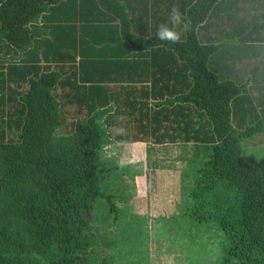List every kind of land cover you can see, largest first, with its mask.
Masks as SVG:
<instances>
[{
    "label": "trees",
    "instance_id": "trees-1",
    "mask_svg": "<svg viewBox=\"0 0 264 264\" xmlns=\"http://www.w3.org/2000/svg\"><path fill=\"white\" fill-rule=\"evenodd\" d=\"M97 1L121 20L122 36L133 46L167 44L188 61L194 84L181 99L205 110L212 131L204 140L212 147L197 162L185 214L198 222L219 221L226 235L221 264H264V157L243 151L247 137L264 131V108L252 124H233L231 104L243 86L221 80L209 68L216 46L201 43L196 32L218 0L196 1L186 19L187 37L175 44L134 35L122 0ZM62 7L68 8L65 21L76 23L78 0H0V111L12 104L16 119L9 126L21 139L0 143V160H7L0 162V202H5L0 264H92L91 215L97 199L106 198L119 214L114 195L104 192L98 162L103 146L113 142L102 122L113 110L111 99L98 97L69 134H56L64 120L54 91L65 76L61 69L38 65V48L52 40H40L48 31L37 23L46 14L50 21ZM62 24L59 19L51 27ZM72 74L77 81L78 72ZM15 164L18 168L9 169Z\"/></svg>",
    "mask_w": 264,
    "mask_h": 264
},
{
    "label": "crops",
    "instance_id": "crops-1",
    "mask_svg": "<svg viewBox=\"0 0 264 264\" xmlns=\"http://www.w3.org/2000/svg\"><path fill=\"white\" fill-rule=\"evenodd\" d=\"M78 1L76 23L65 21L67 7L54 11L50 21L46 14L37 23L48 31L40 40H52L38 48V65L61 69L65 76L54 91L62 101L64 124L59 128L67 124L65 112L76 111L77 121L89 115L98 97L111 99L108 106L113 110L102 117L113 137L107 148L116 147L123 160L139 165V170L135 167V195L146 197L154 210L159 203H186L197 162L207 158L212 147L204 140L212 131L205 110L181 99L194 84L188 61L167 44L133 46L123 38L121 20L113 12L97 0ZM122 1L133 34L151 38L159 25L171 26L173 5L186 23L197 0ZM59 19L64 25L52 28ZM178 30L185 40L188 27L182 24ZM196 32L201 43L216 46L209 68L221 80L243 86L231 107L233 124L247 126L252 118L243 114L264 108V0H218ZM73 71L78 72L77 81Z\"/></svg>",
    "mask_w": 264,
    "mask_h": 264
},
{
    "label": "rangeland",
    "instance_id": "rangeland-1",
    "mask_svg": "<svg viewBox=\"0 0 264 264\" xmlns=\"http://www.w3.org/2000/svg\"><path fill=\"white\" fill-rule=\"evenodd\" d=\"M6 83L17 87L16 83L7 80ZM243 99L250 101L248 96ZM12 110V104H8L0 111V143L21 141L9 126L16 119ZM257 112L260 111H247L243 118H252L251 124L255 122ZM77 116L76 111L65 112L67 124L57 130V136L69 134ZM107 147L104 145L98 156L101 184L105 193L114 195L119 214L116 216L110 209L106 198L97 199L91 215L95 233L91 246L92 264H221L226 235L219 221L198 222L188 217L185 211L189 197L182 205L171 201L167 205L159 203L156 210L151 209L146 197L135 195V167L139 165L123 160L116 147L110 150ZM243 151L263 158L264 133L247 137ZM16 167L18 164L9 169ZM4 205L1 201L0 206ZM2 228L0 226V231Z\"/></svg>",
    "mask_w": 264,
    "mask_h": 264
},
{
    "label": "clouds",
    "instance_id": "clouds-1",
    "mask_svg": "<svg viewBox=\"0 0 264 264\" xmlns=\"http://www.w3.org/2000/svg\"><path fill=\"white\" fill-rule=\"evenodd\" d=\"M171 26L168 24H161L158 26L155 33L157 40L166 41L169 43H180L181 42V31L180 26L183 24L184 28H187V24L184 21L182 13L176 5H173L169 15Z\"/></svg>",
    "mask_w": 264,
    "mask_h": 264
}]
</instances>
